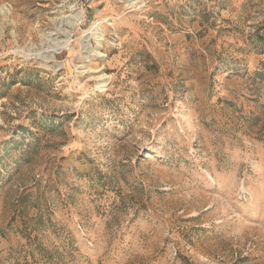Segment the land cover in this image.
I'll use <instances>...</instances> for the list:
<instances>
[{
	"label": "rangeland",
	"instance_id": "obj_1",
	"mask_svg": "<svg viewBox=\"0 0 264 264\" xmlns=\"http://www.w3.org/2000/svg\"><path fill=\"white\" fill-rule=\"evenodd\" d=\"M0 264H264V0H0Z\"/></svg>",
	"mask_w": 264,
	"mask_h": 264
}]
</instances>
